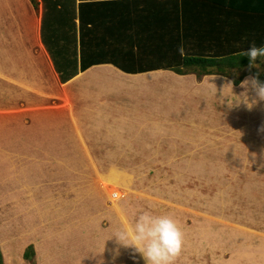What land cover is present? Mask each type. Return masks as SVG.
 I'll return each instance as SVG.
<instances>
[{
  "label": "rangeland",
  "instance_id": "obj_1",
  "mask_svg": "<svg viewBox=\"0 0 264 264\" xmlns=\"http://www.w3.org/2000/svg\"><path fill=\"white\" fill-rule=\"evenodd\" d=\"M102 72L48 78L61 96L36 102L0 94V264H145L106 240L138 210L177 221L175 264H264V101L229 109L193 74ZM132 95L148 123L130 137Z\"/></svg>",
  "mask_w": 264,
  "mask_h": 264
},
{
  "label": "trees",
  "instance_id": "obj_2",
  "mask_svg": "<svg viewBox=\"0 0 264 264\" xmlns=\"http://www.w3.org/2000/svg\"><path fill=\"white\" fill-rule=\"evenodd\" d=\"M28 1L41 6L39 38L59 83L98 64L216 74L233 85L258 71L237 53L264 46V0ZM259 72L264 81V65Z\"/></svg>",
  "mask_w": 264,
  "mask_h": 264
},
{
  "label": "crops",
  "instance_id": "obj_3",
  "mask_svg": "<svg viewBox=\"0 0 264 264\" xmlns=\"http://www.w3.org/2000/svg\"><path fill=\"white\" fill-rule=\"evenodd\" d=\"M40 12V4L38 10L35 11L28 0H0V83L6 85V87L0 85V94L8 93L11 91L12 86L16 90V96H10L7 100H17L21 98L24 101H31L30 98L33 97L36 102L44 99L45 97H43L42 94L48 95L47 92L49 91H53L55 97H58V95L61 94V91L57 92L47 87L49 85H47L48 78L49 80L53 79V81H56L57 75L52 68V64L43 45L40 42ZM102 69L116 71V77L120 75L119 72L122 74V71L116 69L110 64H98L92 65L84 71L77 73L69 80L74 77L80 78L81 80H87L98 76H109L105 72H102ZM177 75L178 74H176V76ZM206 76L209 75L202 76V79ZM247 76L249 75H245L241 81ZM178 78H188L186 79L187 81L191 80L195 83L193 80L194 76L192 74L179 75ZM224 79L225 81H230L226 77H224ZM239 84L240 82L237 85ZM237 85H233V87ZM238 88L239 93H241L243 90L240 85ZM46 89L47 91L45 92ZM126 97L127 99H125L124 102L120 101L119 103V110L128 111V114L127 112L124 113L121 111L122 114H120V123L123 126H119V133L120 135H130V137H132L135 134H142L146 132L144 130H146L148 120L145 118L147 117V114H141L137 110L138 99L135 98L134 95ZM110 125H112V122L107 121L105 124V122L102 121L99 127L91 131L94 132V135L98 134L97 136L102 137L98 132L99 128L108 132L111 128ZM12 145V148L15 147L14 144ZM19 147L17 146V148Z\"/></svg>",
  "mask_w": 264,
  "mask_h": 264
},
{
  "label": "clouds",
  "instance_id": "obj_4",
  "mask_svg": "<svg viewBox=\"0 0 264 264\" xmlns=\"http://www.w3.org/2000/svg\"><path fill=\"white\" fill-rule=\"evenodd\" d=\"M240 57L249 59L248 70L258 69L254 74L240 81L243 91L236 94L233 91V81H226L220 89L214 81L218 78L211 74L204 78L203 83L220 105L227 104L229 109L241 104L251 110L260 101H264V81L259 79V58L264 62V46H251L247 51L237 53ZM219 93V95H217ZM115 239L119 246L131 248L139 253L145 264H175L183 247V233L177 221L170 215L155 214L150 210H138L131 213V218L125 215L119 227L115 228L106 239ZM104 251V246L100 253Z\"/></svg>",
  "mask_w": 264,
  "mask_h": 264
}]
</instances>
